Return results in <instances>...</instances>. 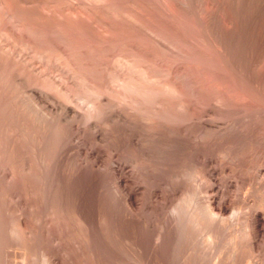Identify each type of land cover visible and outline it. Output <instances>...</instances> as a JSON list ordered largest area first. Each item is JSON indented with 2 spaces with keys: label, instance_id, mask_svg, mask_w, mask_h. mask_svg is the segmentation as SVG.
Masks as SVG:
<instances>
[{
  "label": "rangeland",
  "instance_id": "374dc122",
  "mask_svg": "<svg viewBox=\"0 0 264 264\" xmlns=\"http://www.w3.org/2000/svg\"><path fill=\"white\" fill-rule=\"evenodd\" d=\"M263 105L264 0H0V264H264Z\"/></svg>",
  "mask_w": 264,
  "mask_h": 264
},
{
  "label": "bare ground",
  "instance_id": "6f19581e",
  "mask_svg": "<svg viewBox=\"0 0 264 264\" xmlns=\"http://www.w3.org/2000/svg\"><path fill=\"white\" fill-rule=\"evenodd\" d=\"M201 18V17H200ZM143 74V73H142ZM148 87V86H147ZM151 87H152V85H151ZM151 87H149V88H151ZM170 87H172L171 85H170ZM165 88V87H164ZM167 89H168V86L166 87ZM157 89H159V88H157ZM166 89V90H167ZM171 89V88H170ZM176 89V88H175ZM143 90V89H142ZM141 90V91H142ZM162 90V89H161ZM166 90H163L164 92L166 91ZM145 91H147V90H145ZM168 91H169V89H168ZM167 91V92H168ZM176 91V90H175ZM148 92V91H147ZM163 92V93H164ZM166 92V93H167ZM100 93V92H99ZM142 93V92H141ZM159 93V92H158ZM147 94H149V93H147ZM157 94V93H156ZM162 102V101H161ZM163 104H165V103H163ZM261 105V104H260ZM143 106V105H142ZM264 106V105H263ZM139 108V107H138ZM149 108V107H148ZM143 110V109H142ZM141 110V111H142ZM145 110V109H144ZM151 110V109H150ZM260 112H262V113H260L259 112V116H261V117H259L260 118V124H261V126H264V115H263V113H264V109L263 108H261L260 107ZM139 111V110H138ZM161 111V110H160ZM153 112V111H152ZM143 114V113H142ZM148 114H150V115H152L151 113H148ZM147 114V115H148ZM156 114V113H155ZM146 115V116H147ZM153 115H154V113H153ZM144 117V116H143ZM156 122V121H155ZM158 122V121H157ZM257 123V122H256ZM148 124V123H147ZM159 124V123H158ZM260 130H262V129H260ZM264 130H262V132H263ZM261 133V132H260ZM261 135V134H260ZM261 137V139H263V141H264V132H263V134H262V136H260ZM213 173V172H212ZM208 175V174H207ZM211 177V176H210ZM122 181V180H121ZM220 192V191H219ZM215 196V195H214ZM214 196H212V197H214ZM217 196V195H216ZM188 198V197H187ZM190 198V197H189ZM221 199H222V197H220ZM224 199V198H223ZM130 201L132 202V203H134L135 202V199H134V196L131 194V197H130ZM188 201H190V200H188ZM211 201V200H210ZM168 203V202H167ZM187 204V203H186ZM190 204V203H189ZM168 205V204H167ZM166 205V206H167ZM185 206V205H184ZM207 207V206H206ZM214 207H218L219 209H221V210H226L227 208H229L228 207V202L226 201V200H220L219 199V197H214L213 199H212V201H211V203H210V205L208 206V210L207 211H209V213H210V216L213 214L212 213V208H214ZM181 208V207H180ZM215 208V209H216ZM203 211V210H202ZM220 211V210H219ZM214 212V211H213ZM196 213V212H195ZM212 213V214H211ZM221 213V212H220ZM193 215V214H192ZM195 215V214H194ZM219 215V214H218ZM199 216V215H198ZM217 217V216H216ZM193 219H195V218H193ZM197 221V220H196ZM250 221V220H249ZM257 221V220H256ZM188 222V221H187ZM190 222V221H189ZM203 222V221H202ZM248 222V221H247ZM255 222V221H254ZM191 223H193V222H191ZM251 223V222H250ZM252 223H253V221H252ZM197 224V223H196ZM198 224H200L199 222H198ZM247 224V223H246ZM14 225V224H13ZM247 225H250V224H247ZM23 226H24V223L22 222V220L20 219L19 221H17L16 222V224L14 225V227H13V233L15 234L16 233V235L18 234V236H16V237H19V235L21 236V235H25V233L26 232H24V230L26 231V229H24L23 228ZM26 226V225H25ZM27 227V226H26ZM198 227V226H197ZM247 227V226H246ZM251 227V226H250ZM249 227V228H250ZM0 228H1V226H0ZM248 228V229H249ZM204 229V228H203ZM247 229V230H248ZM29 230V229H28ZM249 231V230H248ZM12 232V231H11ZM12 233V234H13ZM24 233V234H23ZM254 233V232H253ZM30 234H32V232L30 233ZM29 234V235H30ZM211 234V233H210ZM248 234H250V233H248ZM28 235V236H29ZM209 235V234H208ZM253 235V234H252ZM252 235H248V236H252ZM243 236H244V234H243ZM246 236V235H245ZM1 237V236H0ZM25 237H27V235L25 236ZM237 237V236H236ZM257 237H258V234H257ZM214 238V237H213ZM254 238H255V236H254ZM254 238H253V240H254ZM22 239H24V238H22ZM161 239V238H160ZM240 239V238H239ZM247 239V238H246ZM249 239V238H248ZM250 240V239H249ZM255 241V240H254ZM235 242V241H234ZM252 242V241H251ZM4 252V251H3ZM3 254V253H2ZM120 259V258H119Z\"/></svg>",
  "mask_w": 264,
  "mask_h": 264
}]
</instances>
